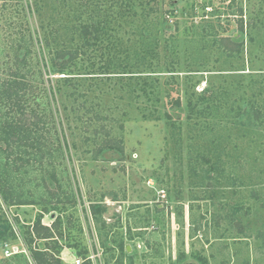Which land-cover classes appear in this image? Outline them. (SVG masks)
I'll return each mask as SVG.
<instances>
[{"label": "rangeland", "instance_id": "374dc122", "mask_svg": "<svg viewBox=\"0 0 264 264\" xmlns=\"http://www.w3.org/2000/svg\"><path fill=\"white\" fill-rule=\"evenodd\" d=\"M111 1L0 0V264H264V0Z\"/></svg>", "mask_w": 264, "mask_h": 264}, {"label": "trees", "instance_id": "16d2710c", "mask_svg": "<svg viewBox=\"0 0 264 264\" xmlns=\"http://www.w3.org/2000/svg\"><path fill=\"white\" fill-rule=\"evenodd\" d=\"M110 3H111V5H114V6L116 5L115 1H113V0ZM125 3L127 4L128 2H125ZM111 5H109V7L112 10ZM117 6L120 7L119 4H117ZM22 8L24 9V7H22ZM82 25L83 24H78L75 29H77V30L80 29ZM80 31L82 33V30H80ZM82 36L85 38V40H84L85 42L83 44L81 43V45L76 47V49H74L72 52H70L69 50L66 51L64 49L56 50L55 52H53L50 49L48 52L50 54L49 60H47L46 56L42 57V58L40 57L39 63L42 66V70L44 69V71H46L47 73L58 74V75L63 74L65 72L64 74H66V76H60L57 78H64L65 77L66 80L69 78H82L80 76L73 75L74 73H66V71H68V69H71V66L73 65V61L78 56V53L81 51V48L83 46L86 47V46H90V45H95L94 40L96 41L98 39V36L95 34V29H93V31H91V32L84 31ZM45 40H46V37H45ZM53 55L55 56V59L56 58L63 59V60L65 59L66 61L63 63H60V65L58 66L53 62V60H51V56L53 57ZM92 71H94L93 68L91 70H89V72H87L86 74H97L96 72H92ZM70 74H72V75H70ZM89 77H91V76H89ZM9 85H8V87L13 88V86H9ZM16 102L17 103H14V102H12V103L21 106L22 103L24 102V100L22 98H16ZM0 195H1V199L3 200V195L1 194V192H0ZM38 223L39 222H37L36 224H38ZM7 231H8V233H10V231H11V230L9 231V224H7V223L6 224H4V223L0 224V236L1 237L4 236V234H6L5 232H7ZM34 232L38 236H40V238H48V237L52 236V235H50L51 231L49 228L42 227L40 225H36ZM41 234H42V236H41ZM122 248H123V245L121 246V249ZM77 253H78V251H77ZM78 255H79V253H78ZM33 256H34L33 260H34L35 264H60V261L58 260V258L55 257L56 258V260H55L54 257L52 256V254L50 252H48V250H46V249H43V250L40 249V250L35 251Z\"/></svg>", "mask_w": 264, "mask_h": 264}, {"label": "crops", "instance_id": "0c3cea01", "mask_svg": "<svg viewBox=\"0 0 264 264\" xmlns=\"http://www.w3.org/2000/svg\"><path fill=\"white\" fill-rule=\"evenodd\" d=\"M152 224L150 226H147V227H130V230H129V228H128V230H126V228L123 227L125 229L126 234L128 233V235L125 237L129 238L128 241L123 240L124 241L123 247H124L126 253H128L127 255L135 256V254L138 253V250L134 246L133 242H135V240H137V243H140L138 241L142 240L141 239L142 237L146 238V236H147V239H150L152 241H157V243H161V244L163 243L160 231L155 230L157 225H155L154 223H152ZM170 226H171V224H170ZM139 231H144V232H139ZM171 232H173L172 227H171ZM173 235L174 234L171 233V236H170V246L171 247L168 249V251L165 250L163 252V255H160V257H159L160 258V264H176V261L178 263H181V264H186V262H182V261H188L190 259V258H182V260L180 262L178 260H175L176 257H175V254H173V249H174V242H173L174 236ZM143 241H145V240H143ZM148 245L147 246L145 245V248H144L146 253H148V250H149ZM64 252H68V249H63L60 252V256L63 255ZM168 253H170L169 254L170 259L166 260V258H167L166 255ZM60 256H59V258H60ZM60 260H61V258H60ZM63 264H69V263L63 262Z\"/></svg>", "mask_w": 264, "mask_h": 264}, {"label": "built area", "instance_id": "2783aa9c", "mask_svg": "<svg viewBox=\"0 0 264 264\" xmlns=\"http://www.w3.org/2000/svg\"><path fill=\"white\" fill-rule=\"evenodd\" d=\"M146 183L148 186H152L153 184L152 180L150 179H148ZM163 191L164 190L161 189L160 191L157 192L160 198H162ZM142 245L143 244L141 243H137L138 247H141ZM68 253L69 256L72 257V260L68 262L69 264H84L85 261H88V264H104L102 260V252L99 247H96V249L90 248V250L88 251L87 255L84 258L78 255L77 250L74 247H69ZM60 258L63 262L65 263L67 262V260L64 258L63 255H61Z\"/></svg>", "mask_w": 264, "mask_h": 264}]
</instances>
